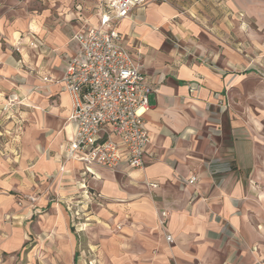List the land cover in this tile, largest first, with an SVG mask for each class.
<instances>
[{
	"label": "crops",
	"instance_id": "1",
	"mask_svg": "<svg viewBox=\"0 0 264 264\" xmlns=\"http://www.w3.org/2000/svg\"><path fill=\"white\" fill-rule=\"evenodd\" d=\"M99 1L48 0L39 13L0 1V106L21 99L0 141V250L21 248L24 219L44 205L47 245L66 264L96 225L108 264H264V0L150 1L116 21L153 88L145 165L117 169L67 155L60 78Z\"/></svg>",
	"mask_w": 264,
	"mask_h": 264
},
{
	"label": "built area",
	"instance_id": "2",
	"mask_svg": "<svg viewBox=\"0 0 264 264\" xmlns=\"http://www.w3.org/2000/svg\"><path fill=\"white\" fill-rule=\"evenodd\" d=\"M150 1L166 0H100L99 23L71 34L75 50L60 78L70 98L68 118L75 126L68 157L108 169H117L122 162L144 167L149 141L144 114L153 88L142 65L120 43L115 23ZM30 45H37L35 38ZM195 180V176L187 179ZM148 186L155 188L157 183ZM165 220L162 211L159 223ZM165 239L172 240L169 234Z\"/></svg>",
	"mask_w": 264,
	"mask_h": 264
},
{
	"label": "rangeland",
	"instance_id": "3",
	"mask_svg": "<svg viewBox=\"0 0 264 264\" xmlns=\"http://www.w3.org/2000/svg\"><path fill=\"white\" fill-rule=\"evenodd\" d=\"M0 1L6 2L8 0ZM9 1L17 5H25L27 9L35 11V13H39L45 6V2H48V0ZM20 104V97L11 92L2 99V105L0 106V141L3 143L11 142L13 118ZM15 197L18 204H21L20 200L25 199L26 201L33 202L36 198L34 193H16ZM50 197L54 202L56 195L51 193ZM32 210V216L25 218L23 221L26 234L24 235L21 248L11 252L0 250V264H66L64 255L57 252V250H50L49 245H47L50 242V236L43 230L42 225L44 224V220L42 221L41 217L49 212L48 206L43 205L37 210ZM28 224L29 228H27ZM103 228L102 225H96L88 233L77 237V264H108L106 251L102 252L98 247L101 242L99 237L102 235L101 230ZM115 229L119 230L120 228L116 225ZM69 264L73 263L70 261Z\"/></svg>",
	"mask_w": 264,
	"mask_h": 264
}]
</instances>
